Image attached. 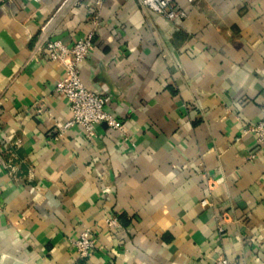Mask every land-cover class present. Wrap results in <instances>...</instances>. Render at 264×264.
<instances>
[{"label": "crops", "instance_id": "obj_1", "mask_svg": "<svg viewBox=\"0 0 264 264\" xmlns=\"http://www.w3.org/2000/svg\"><path fill=\"white\" fill-rule=\"evenodd\" d=\"M60 1L0 0V264H264V0H85L55 33L95 31L80 77L125 125L92 139L42 35Z\"/></svg>", "mask_w": 264, "mask_h": 264}, {"label": "built area", "instance_id": "obj_2", "mask_svg": "<svg viewBox=\"0 0 264 264\" xmlns=\"http://www.w3.org/2000/svg\"><path fill=\"white\" fill-rule=\"evenodd\" d=\"M85 0H61L53 13L42 25V35L46 41V49L51 60L61 63L64 67V77L56 86L59 95L69 101L71 118L67 126L81 125L85 130L86 137L92 139L96 136V125L107 123L111 128L124 132L125 125L119 121L112 113L105 109V104L110 101L111 96L107 93L96 92L87 88L80 77V64L87 57L93 46L95 31L91 30L85 37L79 38L73 44L65 43L55 33V28L59 27L69 14L84 3ZM188 3H195L197 0H186ZM140 4L156 13L162 15L170 21L185 18L187 12L178 6V0H139ZM97 17V16H96ZM93 20L99 24L97 19ZM256 134V139L260 146L264 148V118L250 127ZM202 204H209V199H202ZM2 203L0 201V211ZM108 227H116L118 221L116 217L107 219ZM224 229L219 226V231ZM73 246L82 257L91 254L96 246V240L91 229L83 230L80 236L72 240ZM216 264H234L232 261L220 255L216 259Z\"/></svg>", "mask_w": 264, "mask_h": 264}]
</instances>
